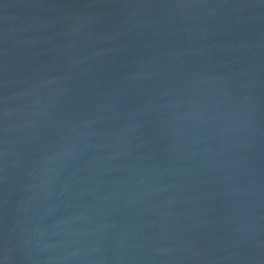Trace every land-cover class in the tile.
Listing matches in <instances>:
<instances>
[{"label":"water","instance_id":"water-1","mask_svg":"<svg viewBox=\"0 0 264 264\" xmlns=\"http://www.w3.org/2000/svg\"><path fill=\"white\" fill-rule=\"evenodd\" d=\"M0 264H264V0H0Z\"/></svg>","mask_w":264,"mask_h":264}]
</instances>
